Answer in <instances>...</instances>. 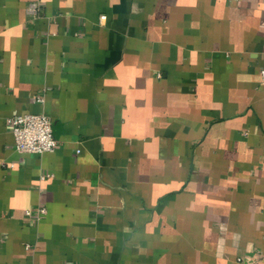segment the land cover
Masks as SVG:
<instances>
[{"label":"crops","instance_id":"0c3cea01","mask_svg":"<svg viewBox=\"0 0 264 264\" xmlns=\"http://www.w3.org/2000/svg\"><path fill=\"white\" fill-rule=\"evenodd\" d=\"M262 67L264 0H0V264H264Z\"/></svg>","mask_w":264,"mask_h":264},{"label":"built area","instance_id":"2783aa9c","mask_svg":"<svg viewBox=\"0 0 264 264\" xmlns=\"http://www.w3.org/2000/svg\"><path fill=\"white\" fill-rule=\"evenodd\" d=\"M233 1V0H228ZM29 12L37 13L38 6L31 4ZM260 83L264 86V67L259 70ZM11 128L15 149L21 153L42 154L52 151L57 140L53 136L51 119L43 113L19 112L7 119ZM45 208H38L37 214H44ZM30 216L31 211L27 210Z\"/></svg>","mask_w":264,"mask_h":264}]
</instances>
